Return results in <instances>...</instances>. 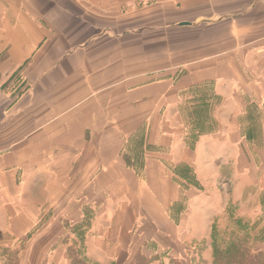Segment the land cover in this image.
Listing matches in <instances>:
<instances>
[{
	"label": "crops",
	"instance_id": "1",
	"mask_svg": "<svg viewBox=\"0 0 264 264\" xmlns=\"http://www.w3.org/2000/svg\"><path fill=\"white\" fill-rule=\"evenodd\" d=\"M253 133L264 0H0V264L183 257Z\"/></svg>",
	"mask_w": 264,
	"mask_h": 264
},
{
	"label": "rangeland",
	"instance_id": "2",
	"mask_svg": "<svg viewBox=\"0 0 264 264\" xmlns=\"http://www.w3.org/2000/svg\"><path fill=\"white\" fill-rule=\"evenodd\" d=\"M252 131L256 129L252 128ZM252 137L253 144L248 149L247 166L243 171L235 161V153L231 158L232 164L220 168L217 165L224 155L219 156L215 180L206 187L203 199L205 212L199 218L201 224L196 233L199 238L185 245L181 253L183 257L167 259V256L166 260H148L146 264H219L226 255L227 262L237 260L238 250L242 247H246L248 253L264 251V159H260L254 149L262 136L253 133ZM262 152L264 158V150ZM71 234L73 251L79 252L83 264H118L89 259L78 231ZM67 256L66 264H73L68 252Z\"/></svg>",
	"mask_w": 264,
	"mask_h": 264
},
{
	"label": "trees",
	"instance_id": "3",
	"mask_svg": "<svg viewBox=\"0 0 264 264\" xmlns=\"http://www.w3.org/2000/svg\"><path fill=\"white\" fill-rule=\"evenodd\" d=\"M78 233L80 230H77ZM68 253L72 257V263L74 264H83V260H80V254L79 252L73 251V245L68 248ZM239 258L237 260L231 259L230 262L231 264H264V251H258L256 254L254 253H248V250L246 247H242L240 250H238ZM151 260L147 258L145 255L141 254L140 252H137L131 260L127 264H146L148 263L147 261ZM221 260V259H220ZM228 257L227 255L225 257H222V260L220 261L219 264H228L227 262ZM226 261V262H225ZM5 264H16V261L10 260L9 262Z\"/></svg>",
	"mask_w": 264,
	"mask_h": 264
},
{
	"label": "water",
	"instance_id": "4",
	"mask_svg": "<svg viewBox=\"0 0 264 264\" xmlns=\"http://www.w3.org/2000/svg\"><path fill=\"white\" fill-rule=\"evenodd\" d=\"M181 24H187V23L184 22V23H181Z\"/></svg>",
	"mask_w": 264,
	"mask_h": 264
}]
</instances>
